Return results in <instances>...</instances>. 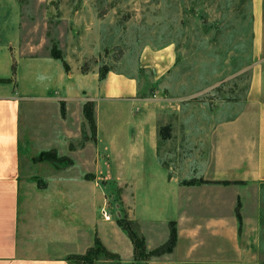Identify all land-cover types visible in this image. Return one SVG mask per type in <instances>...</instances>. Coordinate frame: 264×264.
I'll return each instance as SVG.
<instances>
[{"label": "rangeland", "instance_id": "obj_1", "mask_svg": "<svg viewBox=\"0 0 264 264\" xmlns=\"http://www.w3.org/2000/svg\"><path fill=\"white\" fill-rule=\"evenodd\" d=\"M20 15L19 53H60L77 72L89 74L87 92L98 96L100 142L107 147L88 146L96 141L77 99L68 104L39 96L26 100L22 110L36 134L28 154L22 144L23 177L30 197L38 188L58 192L54 197L47 193L41 205L43 226L52 224L51 210L65 211L67 200L79 213L88 210L82 183L94 178L96 189L106 195L103 204L99 201V235L108 248L127 257L100 252L97 257L106 260L96 264H203L197 262V175L199 168L210 173L212 129L223 121H239V135L245 131L250 143L254 140V106L246 99L253 63L251 0H20ZM107 76L119 84L120 76L123 86L101 97L95 82ZM153 113L158 115V158L181 184L178 210L171 189L160 194V174L154 171L153 182L147 176L152 169L145 165L139 182L131 181L135 167L128 151L120 156L114 149L131 136V116ZM124 213L132 230L138 235L137 228L143 230L149 246L158 244L131 251L127 232L116 223ZM136 215L139 222L131 218ZM60 220L58 238L41 229L43 250L67 244ZM171 225L174 242L167 240Z\"/></svg>", "mask_w": 264, "mask_h": 264}, {"label": "crops", "instance_id": "obj_2", "mask_svg": "<svg viewBox=\"0 0 264 264\" xmlns=\"http://www.w3.org/2000/svg\"><path fill=\"white\" fill-rule=\"evenodd\" d=\"M251 10L253 63L246 99L254 106V140L250 143V134L245 131L243 137L239 135L242 131L239 121H223L212 129L211 158L207 163V173H210L204 174L199 168L197 175L201 179L197 182V262L203 264L264 261V0H251ZM20 17V0H0V264H73L67 256L85 252L95 236L107 247L98 226L99 207H103L99 206L100 197L103 204L106 195L96 189L99 186L94 178L86 177L88 179L82 183L83 198L87 199L89 209L79 213L73 200H67L65 211L51 210L50 215L54 216L49 221L52 224L43 226L46 219L40 217L43 215L39 213L41 205L47 193L54 197L58 192L38 188L30 197L29 185L21 171L22 144L26 142L28 154L30 140L36 133L32 132L31 122L22 108L26 100L37 96L50 102L61 99L66 104L77 99L80 107L85 100H92L96 122L92 138L96 143L90 141L92 145L88 146L101 150L107 147L100 142L102 124L95 110L98 96L88 95L89 74L77 72L67 59L19 53ZM98 78L95 83L98 91L101 90V97L122 89L120 76V84L110 76L107 80L102 77V81ZM142 114L130 117L133 132L126 142L114 149L119 150L120 156L128 151L135 167L131 181L139 182L145 165L152 169H147V176L153 182L155 172L160 174L159 192L166 194L167 189H171L173 208L178 210L181 184L169 176L167 166L158 158V115L153 113L145 117ZM134 191L138 197V192ZM149 209L153 210L151 204H147ZM59 217L63 218L59 222L63 221L66 233L61 236L67 244L59 250H43L40 231L49 229L47 235L58 238L60 227L56 223ZM131 218L139 222L138 215ZM137 230L145 237L147 248L158 244L154 242L149 246L143 230ZM95 260L106 259L98 257Z\"/></svg>", "mask_w": 264, "mask_h": 264}, {"label": "trees", "instance_id": "obj_3", "mask_svg": "<svg viewBox=\"0 0 264 264\" xmlns=\"http://www.w3.org/2000/svg\"><path fill=\"white\" fill-rule=\"evenodd\" d=\"M53 56L60 57V53H53ZM66 66V63H65ZM106 72L105 69L101 71L102 75H104ZM82 110H83V115L86 118L87 122L89 123L90 129H91V136H94L95 134V127H96V122H95V115H94V103L92 100L87 99L82 103ZM201 179H197V182ZM187 182H196L194 180L192 181H187ZM238 205V204H237ZM237 214L238 208H237ZM125 213L116 219L117 223L127 232L132 244H133V251L136 250V248H141L142 250L145 247V241L143 236L138 235L134 230H132L127 223L126 220H124ZM176 238V229L175 226L171 225L170 226V233L168 236L169 241L174 242V239ZM166 240V241H167ZM167 242H164L160 245H164ZM160 245L153 247L152 249L147 250L146 253H153L158 250ZM100 252H103L110 258H119V254L116 251H112L108 249L99 239L98 236L94 237L93 244L90 245L85 252L83 253H71L67 256L70 262L73 264H93L94 260L98 258V254Z\"/></svg>", "mask_w": 264, "mask_h": 264}, {"label": "built area", "instance_id": "obj_4", "mask_svg": "<svg viewBox=\"0 0 264 264\" xmlns=\"http://www.w3.org/2000/svg\"><path fill=\"white\" fill-rule=\"evenodd\" d=\"M105 216H107L106 214H105ZM108 217V216H107Z\"/></svg>", "mask_w": 264, "mask_h": 264}]
</instances>
